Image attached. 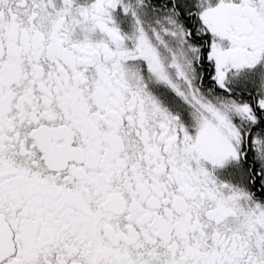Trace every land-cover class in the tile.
<instances>
[{"label": "snow or ice", "instance_id": "6c2138e0", "mask_svg": "<svg viewBox=\"0 0 264 264\" xmlns=\"http://www.w3.org/2000/svg\"><path fill=\"white\" fill-rule=\"evenodd\" d=\"M0 264H264V0H0Z\"/></svg>", "mask_w": 264, "mask_h": 264}]
</instances>
